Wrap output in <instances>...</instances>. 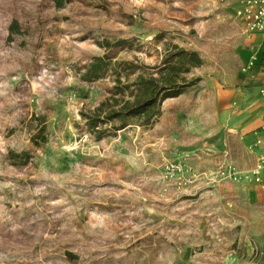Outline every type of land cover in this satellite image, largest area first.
<instances>
[{"label": "rangeland", "instance_id": "obj_1", "mask_svg": "<svg viewBox=\"0 0 264 264\" xmlns=\"http://www.w3.org/2000/svg\"><path fill=\"white\" fill-rule=\"evenodd\" d=\"M228 4L0 0V264H264L240 179L264 101ZM173 46L202 57L193 85L127 115Z\"/></svg>", "mask_w": 264, "mask_h": 264}, {"label": "trees", "instance_id": "obj_2", "mask_svg": "<svg viewBox=\"0 0 264 264\" xmlns=\"http://www.w3.org/2000/svg\"><path fill=\"white\" fill-rule=\"evenodd\" d=\"M58 7H61L62 0H54ZM122 42H117L120 45ZM173 51L169 52L164 60L165 68L160 71V78H151L148 81L139 78L134 85L138 86L141 92V98H136L130 107V102H125L124 108L127 109V115L140 116L152 108H154L158 101H165L167 99L176 98L180 96L183 91L192 84L187 83L182 75L191 72L193 68H200L203 65V59L197 52L188 51L178 46H173ZM105 59L95 60L87 69L85 74V81L93 82L99 80L102 76V71L106 67ZM168 65V67H167ZM125 115L123 111L115 113V117ZM40 137V133L37 134ZM45 140V139H44Z\"/></svg>", "mask_w": 264, "mask_h": 264}, {"label": "built area", "instance_id": "obj_3", "mask_svg": "<svg viewBox=\"0 0 264 264\" xmlns=\"http://www.w3.org/2000/svg\"><path fill=\"white\" fill-rule=\"evenodd\" d=\"M223 1V0H222ZM234 21L241 26L242 37L252 39L255 34H261L264 43V0H241L240 7L235 12ZM250 57L242 68L243 73L255 69L260 77L258 96L264 101V46H250ZM255 141L251 151L258 153L255 165L241 180H249L264 190V124L255 132ZM255 257L258 256V248H252ZM251 264H259L253 261Z\"/></svg>", "mask_w": 264, "mask_h": 264}, {"label": "crops", "instance_id": "obj_4", "mask_svg": "<svg viewBox=\"0 0 264 264\" xmlns=\"http://www.w3.org/2000/svg\"><path fill=\"white\" fill-rule=\"evenodd\" d=\"M240 3H241V0H229V4L227 5L228 6V8H225V7H223L226 11L227 10H229L230 11V9H233V8H235V12H236V10L240 7ZM234 18H235V14H234ZM233 18V19H234ZM232 26V28L234 29H236V30H234L237 34H238V38L240 37V40H242L243 41V45H244V49H245V52H246V60L248 61V59H249V57H250V46H252V45H254V46H256V47H262V46H264V43H263V39H262V35L261 34H255L253 37H252V39H250V40H246V39H244L243 37H242V34H241V31H242V29H241V26H239V25H237L236 23H235V21L231 24ZM186 50V49H185ZM201 57V56H200ZM202 58V57H201ZM193 69H197V68H193ZM192 69V70H193ZM255 72H256V70H255ZM256 76H257V73H256ZM258 77V79H259V82L261 81V79H260V77L259 76H257ZM260 85V84H259ZM257 95H258V91H257ZM263 104H264V102H263ZM259 124H261L258 128H257V130L261 127V126H263V124H264V121L263 122H260V123H257L256 125H259ZM256 130V131H257ZM254 137H255V135H254ZM257 155H258V153H256V157H257ZM255 165V164H254ZM263 180H264V178H263Z\"/></svg>", "mask_w": 264, "mask_h": 264}]
</instances>
